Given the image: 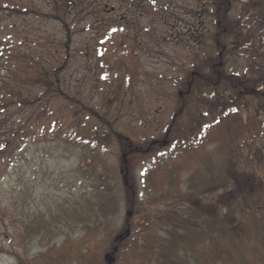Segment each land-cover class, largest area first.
<instances>
[{
    "label": "rangeland",
    "instance_id": "374dc122",
    "mask_svg": "<svg viewBox=\"0 0 264 264\" xmlns=\"http://www.w3.org/2000/svg\"><path fill=\"white\" fill-rule=\"evenodd\" d=\"M231 1L229 22L236 28L228 34L224 52L216 45L217 0H0V59L6 55L5 39L17 32L24 52L49 70L47 76L34 71L33 80L21 85L31 102L24 114L42 118L46 111L45 120H59L66 109L70 115L64 122L72 133L71 143L49 139L30 144L18 163L0 174L4 202L12 206L14 197H22L31 209L29 219L36 210L39 220L52 227L18 241L16 221L1 212L0 264H107L104 255L117 244L114 264H141L121 254L127 239L120 243L117 237L127 229L144 232L148 222H156L142 205L159 192L151 191L149 180L143 183L154 160L176 157L185 188L197 156L214 157L215 130L223 132L240 162L256 159L257 152L264 155V121L254 117L253 108L264 107V98L249 99L252 90L243 88L239 92L247 100L236 90L239 79L242 87L259 89L264 97V0ZM138 7H149L153 16L126 10ZM167 14L185 19V31ZM123 16L126 22H121ZM195 20L201 26L197 37ZM180 32L186 42H180ZM59 68L57 86L53 71ZM200 71L203 77L193 82L196 91L187 93L193 73ZM213 71L214 79L216 74L225 79L214 90L205 79ZM154 141L159 144L146 152ZM186 143L194 145L178 151ZM93 146L118 172L120 209L100 234L87 236L75 224L70 205L75 196L97 186L102 162L90 153ZM163 173L157 171L160 177ZM49 248L61 258L47 253Z\"/></svg>",
    "mask_w": 264,
    "mask_h": 264
},
{
    "label": "trees",
    "instance_id": "16d2710c",
    "mask_svg": "<svg viewBox=\"0 0 264 264\" xmlns=\"http://www.w3.org/2000/svg\"><path fill=\"white\" fill-rule=\"evenodd\" d=\"M229 2L232 1L217 0L219 21L216 45L224 52H228L230 45L227 42L228 34L236 28L235 23L229 22ZM18 39L17 32L5 39L6 55L3 60L0 59L1 176L5 175L11 164L16 165L24 157L30 144L49 139L71 143L68 140L72 136L64 122L70 115L66 109L61 112L62 118L59 120L51 117L45 120L46 111H42V118L35 112L31 115L24 114L25 108L31 102L27 103L20 92L21 85L26 80H33L31 73L34 71L47 76L49 70L42 61L24 52L25 48L22 49ZM62 70L63 68H59L53 71L57 86L61 82L59 74ZM25 72L29 76L26 74L24 77ZM205 79L211 89L225 80L222 75H216L215 79ZM238 80L236 83L239 87H235L239 95L246 98L239 91L247 89L252 90L249 99L264 98L259 95V89L242 87ZM213 82L217 84L214 85ZM51 85L52 83L47 84L49 90L53 89ZM253 107H256L258 119L264 121L263 107L260 104H253ZM218 119L223 121L224 118ZM241 120V117L237 119L238 122ZM228 124L231 125V122L228 121ZM210 127L209 131L212 132V126ZM214 134L217 142L214 157L217 158L208 154L197 156L198 163L187 176L185 188V179L180 180L184 173L181 171L182 165L180 161H176V157L168 160L163 156L164 159H158L159 163L155 161L146 170L143 175L144 185L149 180L151 191L159 192L154 191L142 205L148 209L151 215L149 218L156 219V222H148L144 232H132L126 238L127 243L121 254L126 253L130 259L140 260L141 264H264V155L257 152L256 159L248 157L246 162H240L237 150L224 139L223 132L215 130ZM193 145L194 143H186L183 150L181 148L184 146L180 145L178 151H186ZM89 150L94 159L102 162L97 186L94 189L90 186L88 190L75 196L70 205L71 212L78 219L75 224L87 236L100 234V229L107 228L120 209L118 172L106 160L103 152H98V147L93 146ZM259 166L260 169L255 170ZM159 169L164 170L161 177L157 174ZM259 171L262 173L258 174ZM1 187L2 184L0 213L7 219L11 217L16 221L17 240L21 236L23 240L33 233L38 235L41 229L47 231L52 228L48 221L39 220L36 210L31 212L34 218L29 219L31 209L26 208L22 197H14L12 206L5 203L2 196L5 190ZM75 224L71 223V226ZM150 228H158L160 231H152ZM54 250L49 248L46 251L60 259L61 255L53 253Z\"/></svg>",
    "mask_w": 264,
    "mask_h": 264
},
{
    "label": "flooded vegetation",
    "instance_id": "af4514ba",
    "mask_svg": "<svg viewBox=\"0 0 264 264\" xmlns=\"http://www.w3.org/2000/svg\"><path fill=\"white\" fill-rule=\"evenodd\" d=\"M170 6H173V5H170ZM169 9H172V7H169ZM126 10L128 12L132 13L133 15H138V14H142L143 15L144 14V15H148L150 17L153 16V15L149 14V12L151 11V9L149 7H147V8H139L138 7V9H136V10L135 9H129V8H127ZM167 17H168V20L169 21H171V20L173 21V24H176V22H180L181 24L183 23V25H184L183 26V30L185 31V28H186V21H185V19H184V22H182L181 19L176 20L170 14H167ZM121 20H122L121 22H126L127 21L126 20V16H123L121 18ZM122 24H124V23H122ZM194 26H195V35L197 37L199 35V33H200L201 26L197 24L196 20L194 21ZM185 36H186V33H185ZM179 37H180V42H182V43L183 42H186L185 41V38H184V36H183V34L181 32L179 33Z\"/></svg>",
    "mask_w": 264,
    "mask_h": 264
},
{
    "label": "water",
    "instance_id": "95a60500",
    "mask_svg": "<svg viewBox=\"0 0 264 264\" xmlns=\"http://www.w3.org/2000/svg\"><path fill=\"white\" fill-rule=\"evenodd\" d=\"M128 234H130V230L127 231ZM122 237V235L120 236ZM118 250V246H115L114 249H113V252H108L106 255H105V259L106 261L108 262V264H112L114 263L115 261V257H114V253Z\"/></svg>",
    "mask_w": 264,
    "mask_h": 264
}]
</instances>
